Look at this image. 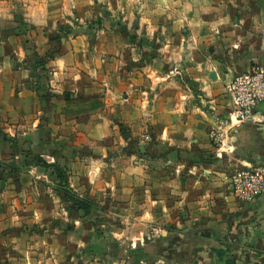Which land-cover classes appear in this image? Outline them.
Here are the masks:
<instances>
[{
    "label": "crops",
    "instance_id": "1",
    "mask_svg": "<svg viewBox=\"0 0 264 264\" xmlns=\"http://www.w3.org/2000/svg\"><path fill=\"white\" fill-rule=\"evenodd\" d=\"M253 65L264 0H0V264H264L228 182L264 167V102L231 157L208 139Z\"/></svg>",
    "mask_w": 264,
    "mask_h": 264
},
{
    "label": "built area",
    "instance_id": "2",
    "mask_svg": "<svg viewBox=\"0 0 264 264\" xmlns=\"http://www.w3.org/2000/svg\"><path fill=\"white\" fill-rule=\"evenodd\" d=\"M225 92L231 101L228 118L208 132V139L217 159L231 157L237 128L246 123H255L259 107L264 102V69L253 65L250 69L234 78ZM142 136V140H147ZM234 198L249 204L264 199V167L236 170L228 176Z\"/></svg>",
    "mask_w": 264,
    "mask_h": 264
},
{
    "label": "rangeland",
    "instance_id": "3",
    "mask_svg": "<svg viewBox=\"0 0 264 264\" xmlns=\"http://www.w3.org/2000/svg\"><path fill=\"white\" fill-rule=\"evenodd\" d=\"M17 12H18V14H16V17H19L17 15L21 16V14L19 13L20 8H19V10L17 9ZM4 141H6V139H4ZM18 152H19V155L21 156V163H20L21 165L18 168H19V170H22V172L25 169H28L29 167H32V166H41L43 168H46V166L43 164L44 163L43 160L39 157V155L33 154L32 152L28 153V152H26V150H24V151L18 150ZM10 153L12 154L11 151H10ZM8 166L9 165L4 164V163L2 165L0 164V175L7 176L9 174ZM11 169L16 171V168H11ZM55 173L59 174V171H58V169L56 170V168H55Z\"/></svg>",
    "mask_w": 264,
    "mask_h": 264
},
{
    "label": "trees",
    "instance_id": "4",
    "mask_svg": "<svg viewBox=\"0 0 264 264\" xmlns=\"http://www.w3.org/2000/svg\"><path fill=\"white\" fill-rule=\"evenodd\" d=\"M66 197L68 198L69 196H67V194H66ZM227 264H233L232 262H228Z\"/></svg>",
    "mask_w": 264,
    "mask_h": 264
},
{
    "label": "water",
    "instance_id": "5",
    "mask_svg": "<svg viewBox=\"0 0 264 264\" xmlns=\"http://www.w3.org/2000/svg\"><path fill=\"white\" fill-rule=\"evenodd\" d=\"M140 150L142 151V147L140 148Z\"/></svg>",
    "mask_w": 264,
    "mask_h": 264
}]
</instances>
